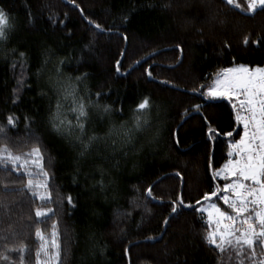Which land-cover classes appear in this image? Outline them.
Masks as SVG:
<instances>
[{"label":"trees","instance_id":"16d2710c","mask_svg":"<svg viewBox=\"0 0 264 264\" xmlns=\"http://www.w3.org/2000/svg\"><path fill=\"white\" fill-rule=\"evenodd\" d=\"M248 4L0 0L9 25L0 43V156L21 157L0 166V256L8 257L0 264H39L52 237L57 264H236L206 243L211 225L197 209L231 181L214 174L243 133L235 98L211 99L207 88L233 65L264 66V8ZM144 98L148 108L136 111ZM58 102L72 122L60 132L51 122ZM79 103L83 131L72 111ZM180 198L194 207L173 213ZM37 209L52 212L37 218Z\"/></svg>","mask_w":264,"mask_h":264},{"label":"snow or ice","instance_id":"6c2138e0","mask_svg":"<svg viewBox=\"0 0 264 264\" xmlns=\"http://www.w3.org/2000/svg\"><path fill=\"white\" fill-rule=\"evenodd\" d=\"M230 5H233L235 0H226ZM239 7V5H236ZM257 8H264V0H249L248 11L255 12ZM92 23V21H89ZM8 17L3 9H0V43L6 42L8 36L5 28L8 27ZM95 28L101 29L99 24H95ZM247 44V38L245 39ZM254 44L259 45V40L253 41ZM20 57L24 53H19ZM118 70V69H117ZM151 75V72L148 73ZM87 74H85L86 76ZM77 80L81 77H77ZM196 91L195 89L193 90ZM65 94L72 95V93L65 90ZM97 96L100 93H96ZM204 95V93H201ZM207 95L212 97H226L229 100L233 98L238 101L233 104V107L238 109L236 120L243 125V135L235 143L231 144L232 151L236 159H230L224 167L216 172L215 176H220L223 173L224 179L231 178L230 183H225L223 189H215L211 193L203 195L204 201H211L213 197H217L227 205L230 213L221 210L215 204H209V208L197 209L201 212H208L209 222L215 214V223L218 227H213L205 235V241L220 254L231 252L234 254L236 264H264V68L257 67L251 70L248 67L241 65L237 69H225L222 74L214 82L213 86L208 88ZM17 102L14 97L13 103ZM149 106L148 98H144L136 108V111L145 110ZM198 109L199 106L197 105ZM109 106L104 107V111H110ZM77 114V127L83 131L84 124L81 119L87 118V111L83 103H79L77 107L72 109ZM18 118L13 115L7 117V124L15 126ZM27 119V118H26ZM52 127L55 131H62L70 128L72 122L67 119L61 118V105L57 103V111L51 117ZM140 119L137 117L136 126L140 127ZM146 123V121H145ZM5 133V127L0 126V134ZM209 133L212 134L213 130L210 128ZM225 135L231 137L232 132H227ZM91 139H95L92 137ZM179 141L177 140V143ZM87 148V145H85ZM7 151V149H4ZM34 153H38L39 149L34 148ZM31 155V153L27 154ZM21 161L20 156H0V166H7L12 164L16 166ZM27 164V161H23ZM19 172V168L15 169ZM33 181H27V187L31 188ZM149 196L152 194L151 188L147 189ZM38 199H45V197H37ZM68 202H71V197H68ZM201 201H196L199 205ZM177 206L193 208L194 205H185L182 198L173 202L171 211L175 213ZM52 210L47 212L39 209L35 210L37 218L45 217ZM226 221V223H223ZM167 223V221H165ZM37 237L43 239L41 231L38 229L36 232ZM55 235V234H53ZM55 244V240L52 241ZM259 248V258L257 254ZM232 257L230 256L229 259ZM0 259L7 260V256H0Z\"/></svg>","mask_w":264,"mask_h":264},{"label":"rangeland","instance_id":"374dc122","mask_svg":"<svg viewBox=\"0 0 264 264\" xmlns=\"http://www.w3.org/2000/svg\"><path fill=\"white\" fill-rule=\"evenodd\" d=\"M241 65H243V66H245V67H248V68H250L251 70H255L257 67H259V68H264V66H255V67H252V66H249V65H246V64H236V65H233V66H231V67H228L227 69H237V68H239ZM224 72V70L221 72V73H219V74H222ZM219 74L217 75V77L214 79V81H213V83L211 84V86H213V84H214V82L216 81V79L218 78V76H219ZM210 87V86H209ZM208 87V88H209ZM208 88H207V91H206V95H207V92H208ZM209 98H211V99H220V98H222V97H212V96H210V95H207ZM235 102H236V104L238 103V101H236V99H235ZM243 126V125H242ZM243 131H244V129H243ZM242 135H243V133H242ZM238 141V140H237ZM236 141H232L231 142V144H233V143H235ZM231 151H232V149H231ZM36 156L34 155L33 157H31L30 158V160H29V163H31L32 162V166H35V163L37 162V160H36ZM221 175H222V173H221ZM44 186H45V184H44V179H38V187L40 188V189H42V190H44ZM209 204H215V205H217L220 209H221V207L216 203V201H214L213 199L211 200V201H205V202H203V203H201L199 206H198V209H200V208H209ZM222 210V209H221ZM209 211H212L210 208H209ZM205 215H206V217H207V220H208V222H209V220H210V218H209V215H208V212H203ZM210 223V222H209ZM223 223H226V221H224ZM210 225H211V230H212V228L213 227H218V225H216V223H215V214L212 216V218H211V223H210ZM53 240H55V238H50V239H46L45 241H44V243H43V246H42V256H41V258H40V260H39V264H57V253H56V251H57V249H56V247H57V245H56V240H55V244H53L52 243V241Z\"/></svg>","mask_w":264,"mask_h":264},{"label":"crops","instance_id":"0c3cea01","mask_svg":"<svg viewBox=\"0 0 264 264\" xmlns=\"http://www.w3.org/2000/svg\"><path fill=\"white\" fill-rule=\"evenodd\" d=\"M230 159H236V156H235V154H234V153H233V155H232V156H229V160H230ZM222 175H223V173H222ZM230 182H231V181H230ZM230 182H229V183H230Z\"/></svg>","mask_w":264,"mask_h":264},{"label":"water","instance_id":"95a60500","mask_svg":"<svg viewBox=\"0 0 264 264\" xmlns=\"http://www.w3.org/2000/svg\"><path fill=\"white\" fill-rule=\"evenodd\" d=\"M228 99V98H227ZM215 197H213V199H214Z\"/></svg>","mask_w":264,"mask_h":264}]
</instances>
